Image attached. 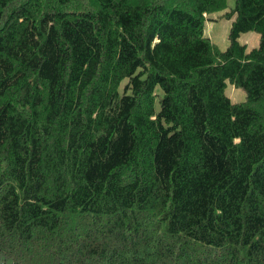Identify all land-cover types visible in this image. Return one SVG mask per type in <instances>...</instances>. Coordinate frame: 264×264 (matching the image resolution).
I'll return each mask as SVG.
<instances>
[{"label": "trees", "instance_id": "1", "mask_svg": "<svg viewBox=\"0 0 264 264\" xmlns=\"http://www.w3.org/2000/svg\"><path fill=\"white\" fill-rule=\"evenodd\" d=\"M227 6L0 0V264H264V0L223 52Z\"/></svg>", "mask_w": 264, "mask_h": 264}, {"label": "rangeland", "instance_id": "2", "mask_svg": "<svg viewBox=\"0 0 264 264\" xmlns=\"http://www.w3.org/2000/svg\"><path fill=\"white\" fill-rule=\"evenodd\" d=\"M228 6L226 10L221 12H215L209 14L206 20L205 36L210 38L221 51H226L229 47V33L235 16L228 18L226 15L231 13L236 6V0H227ZM242 45H246L247 52H251L253 49H257L260 46V35L256 32L243 33L239 39ZM128 83V79L125 80L119 93L123 96L125 93L130 94V90H126L125 87ZM156 109L160 110V99L163 97V92L160 87L156 89ZM226 95L231 99L233 103H243L247 100V94L243 89L237 88L229 81L227 82Z\"/></svg>", "mask_w": 264, "mask_h": 264}]
</instances>
